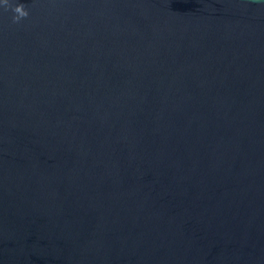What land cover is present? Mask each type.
I'll list each match as a JSON object with an SVG mask.
<instances>
[{
    "label": "water",
    "instance_id": "1",
    "mask_svg": "<svg viewBox=\"0 0 264 264\" xmlns=\"http://www.w3.org/2000/svg\"><path fill=\"white\" fill-rule=\"evenodd\" d=\"M0 264H264V0H0Z\"/></svg>",
    "mask_w": 264,
    "mask_h": 264
},
{
    "label": "clouds",
    "instance_id": "2",
    "mask_svg": "<svg viewBox=\"0 0 264 264\" xmlns=\"http://www.w3.org/2000/svg\"><path fill=\"white\" fill-rule=\"evenodd\" d=\"M4 4H8V0H4ZM14 12L17 14L14 16V22H19L22 18L29 15L28 9L23 3H19L14 7Z\"/></svg>",
    "mask_w": 264,
    "mask_h": 264
}]
</instances>
